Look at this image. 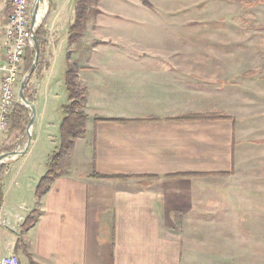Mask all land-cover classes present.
Returning a JSON list of instances; mask_svg holds the SVG:
<instances>
[{"label": "crops", "instance_id": "crops-1", "mask_svg": "<svg viewBox=\"0 0 264 264\" xmlns=\"http://www.w3.org/2000/svg\"><path fill=\"white\" fill-rule=\"evenodd\" d=\"M78 1L49 0L42 22L41 57L48 63L32 79L37 115L31 146L0 164V260L14 255L20 264H235L234 238L202 233L217 223H203L200 215L232 207V195L227 203L217 185L232 174L243 139L248 144L257 134L264 141V47L234 48L232 28L218 46L209 38L215 31L201 30L196 37L214 39L211 45L177 49L164 36L146 41L131 27L120 29V21L151 20L164 28L168 16L132 21L116 15L111 24L103 20L102 1L100 14L87 18L83 36L69 45ZM9 11V0H0V32ZM70 65L78 67V81L87 89L86 137L76 142L63 175L38 198L36 188L60 147ZM233 103H240V125ZM214 113L234 121L184 120ZM4 151L0 143V155ZM34 211L37 222L23 230Z\"/></svg>", "mask_w": 264, "mask_h": 264}, {"label": "rangeland", "instance_id": "rangeland-1", "mask_svg": "<svg viewBox=\"0 0 264 264\" xmlns=\"http://www.w3.org/2000/svg\"><path fill=\"white\" fill-rule=\"evenodd\" d=\"M100 2L104 12L103 20L111 24V18L116 15L132 21L137 20L135 18L168 16L169 22L164 21V28L156 27L157 24L151 20L146 23L120 21V29L131 27L132 31H137L138 36H143L146 41L161 42L164 36L168 37L171 45L180 49L193 46L195 43V45L199 43L205 45L214 40L200 41L196 37V31L201 30L215 31L217 34L209 35V38H216V43L212 46H218L223 45L221 43H224L225 37L229 39L228 30L232 28L234 48L244 44L250 45L249 50L251 46H258L261 49L264 47V0H92L87 18L100 14L98 9ZM41 8H46V14L36 31L50 13L49 0H43ZM171 17L177 20L170 21ZM30 51L32 52L26 58L20 84L35 60L34 50ZM39 62L41 64H38V70L40 66L44 68L48 63L47 56L43 59L40 56ZM36 71L25 90V95L27 92L30 97H34L36 92L35 84L32 82ZM261 74H264V70ZM261 84L264 87V83ZM250 103L251 106L258 104L255 101ZM33 104L37 115V106L35 102ZM239 107L240 103H233L232 114L238 125L241 117ZM27 109L31 115V110ZM27 127H23L20 131L9 129L3 136L0 135L3 149L7 152L16 150L21 136L22 148H24L28 140ZM253 138L250 135L248 144H245L244 139L243 143H239L232 174L217 185L218 190L226 192L227 203L230 200L229 196L232 195V207L224 213L200 215V221L203 223H217L215 228L202 233L210 232L211 235L215 233L217 237L227 234L234 238L232 249L235 264H264V141H260L257 134H253ZM206 236L210 235L206 234Z\"/></svg>", "mask_w": 264, "mask_h": 264}, {"label": "trees", "instance_id": "trees-1", "mask_svg": "<svg viewBox=\"0 0 264 264\" xmlns=\"http://www.w3.org/2000/svg\"><path fill=\"white\" fill-rule=\"evenodd\" d=\"M92 0H79L76 7V19L69 32V45H74L83 36L85 31L88 10L91 6ZM52 7V4L50 3ZM36 36L40 45L43 48L45 43L46 32L44 30V23L36 31ZM32 51H29L31 53ZM27 54V56H28ZM40 64V62H39ZM78 67L70 65L65 74V87L68 92V105L62 108L63 119L60 125V147L54 153L48 164V171L46 175L40 180L36 188V196L42 197L49 192L52 184L63 175L66 168L70 165L71 157L75 149L77 141L86 137V121L88 119L85 112L87 103V89L78 81ZM27 99L34 103V97H30L26 92ZM30 112L27 108L17 105L11 116L10 129L20 131L23 127H27L30 121ZM184 120L194 121H218V120H233L231 117L222 113L203 114V115H189ZM234 121V120H233ZM7 150L4 151V153ZM4 167L0 165V183L2 179ZM91 177L104 178L96 173H92ZM3 195L0 188V209L2 205ZM38 212L34 211L24 222L22 229L28 230L37 222ZM17 247H21L18 243ZM34 264V263H32Z\"/></svg>", "mask_w": 264, "mask_h": 264}, {"label": "built area", "instance_id": "built-area-1", "mask_svg": "<svg viewBox=\"0 0 264 264\" xmlns=\"http://www.w3.org/2000/svg\"><path fill=\"white\" fill-rule=\"evenodd\" d=\"M7 24L0 32V133H7L11 116L20 105V79L27 54L33 49L32 9L34 0H9ZM0 264H20L17 256H8Z\"/></svg>", "mask_w": 264, "mask_h": 264}, {"label": "water", "instance_id": "water-1", "mask_svg": "<svg viewBox=\"0 0 264 264\" xmlns=\"http://www.w3.org/2000/svg\"><path fill=\"white\" fill-rule=\"evenodd\" d=\"M42 1L43 0H35L34 1V6H33V14H32V28H33V50L35 52V60L34 63L32 65V67L29 70V73L25 76V78L22 80L21 84H20V89H19V94H18V98H19V102L20 105L25 106L27 108H29L31 110V115H30V122L28 124L27 130H26V135H27V143L24 147V149L22 151H18V150H14L12 152H6L0 155V164L2 162H4V160L9 159V158H14V157H19V156H23L30 148L31 146V142H32V127L35 123V119H36V107L34 106L33 103H31L26 95H25V90L26 87L28 86L32 75L34 74V72L37 69V66L39 64V60H40V56H41V50H40V45L36 36V28L38 27L37 25V16H38V12L41 9L42 6Z\"/></svg>", "mask_w": 264, "mask_h": 264}, {"label": "bare ground", "instance_id": "bare-ground-1", "mask_svg": "<svg viewBox=\"0 0 264 264\" xmlns=\"http://www.w3.org/2000/svg\"><path fill=\"white\" fill-rule=\"evenodd\" d=\"M45 14H46V8H41L37 16V25L42 21V19H44Z\"/></svg>", "mask_w": 264, "mask_h": 264}]
</instances>
